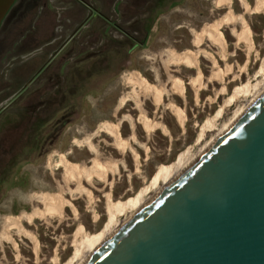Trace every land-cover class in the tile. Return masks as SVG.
<instances>
[{"label":"rangeland","instance_id":"rangeland-1","mask_svg":"<svg viewBox=\"0 0 264 264\" xmlns=\"http://www.w3.org/2000/svg\"><path fill=\"white\" fill-rule=\"evenodd\" d=\"M215 1L165 0L157 6V0H119L116 14L110 0H82L88 22L96 21L101 15L107 20L92 25L74 39L76 51L86 49L87 57L77 56L78 62L82 60L79 63L82 68L75 72V78L69 72L68 80L63 82L69 90L74 87L77 90L66 91L63 86L67 97L59 93L51 95L49 108L67 110L58 113L66 114L63 123L54 127L59 129L58 135L51 137L39 155L24 156L23 152L22 158L26 159L15 173V185L0 191V264H80L78 259L72 258L75 248L81 237H96L103 231L109 218L108 206L133 199L146 187L142 201L151 200L155 191L163 188L162 183L150 187L159 168L175 173L178 157L186 153L191 159L205 145L211 144L219 130L255 95L251 88L246 96L239 94L229 99L235 87L264 83V6L255 10L258 0H230L229 4L220 5ZM61 3L43 16L37 31L27 36L26 47L46 40L61 22L71 23L73 28L83 16L72 2L62 0ZM96 10L101 14L99 17ZM226 11L231 12L233 20L222 21L224 23L218 26L224 37L223 47L205 33L196 45L194 38L202 27L221 21ZM245 27L249 28L250 41L240 36V33L243 35L240 30ZM127 34L135 41L126 40ZM109 45L118 56L107 61L105 48ZM47 48L45 52L52 49ZM185 50L193 51L197 65L169 59L171 52ZM42 59L25 60L21 69L17 64L22 61H17L13 64L14 71L1 74L0 89H4L0 102L30 77ZM134 72L158 88V101L151 93L143 94L137 86L132 87L127 77ZM213 72L216 77L212 76ZM93 74L96 79L88 80L87 88L82 84L87 94L80 96L77 79L84 76L87 79ZM55 79L62 82L60 76ZM175 81L181 83L182 92ZM53 83H47L39 95L43 96V91L51 89ZM31 99L32 96L24 101L25 105L29 104L28 108L32 107ZM69 100L77 109L74 115H68L69 107L64 108ZM47 110L42 109L41 118L47 117ZM106 121L117 125L121 144L113 134L99 127ZM205 121H211L214 126L206 128ZM16 126L28 129L27 124H15L12 120L0 126V171L8 161L3 160L5 154L8 158L20 149V144L10 137ZM49 129H42V136ZM59 155L86 170L96 160L105 168V174L70 178L61 164L55 165ZM42 195L53 197L57 203L63 202L61 212L27 219L25 214L44 208L39 198ZM136 211L133 208L117 214L116 223L123 224ZM9 219L19 221L18 228L8 224Z\"/></svg>","mask_w":264,"mask_h":264},{"label":"water","instance_id":"water-1","mask_svg":"<svg viewBox=\"0 0 264 264\" xmlns=\"http://www.w3.org/2000/svg\"><path fill=\"white\" fill-rule=\"evenodd\" d=\"M81 264H264V91Z\"/></svg>","mask_w":264,"mask_h":264},{"label":"flooded vegetation","instance_id":"flooded-vegetation-1","mask_svg":"<svg viewBox=\"0 0 264 264\" xmlns=\"http://www.w3.org/2000/svg\"><path fill=\"white\" fill-rule=\"evenodd\" d=\"M110 1L113 2V13L117 14L119 10L116 8L119 0ZM61 2L62 0H14L0 23V77L2 73H7V71L11 72L14 69L13 64L15 62L18 63L17 61H22L17 64L20 68L25 60L36 59L38 57L43 58L41 63L30 74V77L0 102V126H5L8 120H13L15 116L22 118L34 109L54 110V108H49L52 106L51 95L58 93L64 95L62 93V84L66 79V75L72 68H77L79 63L81 64L80 61L82 60L80 58L78 62L76 60L77 56L82 57L84 55V57H87L86 49L83 52L82 50L76 51L74 46L75 37L79 33H86L92 25L107 20L105 15L102 16L96 10L97 16L99 17L101 15V17L94 22H88L87 19L89 16H86L88 14L82 9L84 8L82 0H71L70 3L73 2L72 4L78 5L83 13H81L83 16L79 21L74 23L73 28L70 27L71 23L66 25L64 22H61L55 26V29L51 31L50 36L46 40H43L38 45H28L26 47L27 41H24L26 39L28 40L27 36L37 31L39 22L43 20V16L54 11L56 6H61ZM62 10H67V8H62ZM87 10L89 11L88 8ZM62 32L64 36L61 34ZM131 38L135 41V38L132 36ZM49 46L52 49L45 52ZM73 49H75L76 54ZM59 76L62 78V82H56L55 78H59ZM9 78L12 79L13 77L9 76ZM83 78L86 79L85 76ZM50 82L55 83L51 84V89L49 88V90L43 91V96H40V90L42 91L44 86L47 83L50 84ZM3 89H0V93ZM30 96L33 97L31 99L32 107L28 108L29 104L25 105L24 101L25 99H29ZM35 96L36 98H34ZM32 117V124L34 126L38 123V117ZM15 135L14 133L10 135L12 140L15 139L17 144L24 143L22 133L19 136ZM6 159L7 156L5 154L3 160Z\"/></svg>","mask_w":264,"mask_h":264},{"label":"bare ground","instance_id":"bare-ground-1","mask_svg":"<svg viewBox=\"0 0 264 264\" xmlns=\"http://www.w3.org/2000/svg\"><path fill=\"white\" fill-rule=\"evenodd\" d=\"M216 4L220 5V4H229L230 3V0H216L215 1ZM230 6V5H229ZM247 6V4H246ZM261 6H264V3L261 2L260 0L257 1L256 5H255V10H257L258 8H262ZM258 9V10H259ZM231 10V9H230ZM227 13V11H226ZM225 15V14H224ZM223 15V16H224ZM234 15V14H233ZM235 17V16H233ZM222 18V17H221ZM232 18V14L231 12L229 11L221 21L219 22H216L211 25H208V26H205V27H202L203 29L201 30V32L197 33L195 35V38H194V43L196 45L199 44V42H201V35L202 34H207V36H209L212 41H215L217 42L218 45H220V47H223L224 45V37H223V34L218 30V26L221 24V23H224L222 21H228ZM239 19V18H238ZM241 19V18H240ZM233 20V18H232ZM218 21V20H217ZM243 21V19H242ZM229 22V21H228ZM241 22V21H240ZM231 23V22H230ZM244 24V23H243ZM245 25V24H244ZM221 26V25H220ZM244 28V27H242ZM240 31H243V35H241L240 33V36L241 38L245 39L247 41H250V37H249V28L248 27H245V29H241ZM238 36V37H240ZM244 36V37H243ZM242 39V40H243ZM245 41V40H244ZM246 41V42H247ZM249 42H247L248 44ZM251 44V43H250ZM249 44V45H250ZM248 45V47H250ZM224 49V48H223ZM222 49V50H223ZM250 49V48H249ZM224 51V50H223ZM228 52V51H227ZM196 53V52H195ZM198 54V53H197ZM171 61H174L176 63H186V64H189V65H197L196 63V55H194L193 51L191 50H185L181 53H170V58H169ZM264 63V62H263ZM228 66V65H227ZM244 67V66H243ZM264 67V65H263ZM263 69V68H262ZM219 71V70H218ZM259 71V70H258ZM263 70H261L260 72L262 73ZM135 74H129L130 76L127 77V80L128 82L131 83L132 87L133 85L134 86H137L141 91H143V94L146 92V93H151L154 97H155V100L158 101L159 98H160V91L158 90V88H156L154 85L148 83L147 81H145L140 75L136 74V72H134ZM212 76L214 74L215 76V72L211 73ZM219 74V73H218ZM237 74V73H236ZM263 76V75H262ZM261 76V77H262ZM216 77V76H215ZM264 77V76H263ZM125 78V77H124ZM174 78V77H173ZM199 78V77H198ZM263 79V78H262ZM198 81V79H197ZM264 81V80H263ZM175 85L179 88V90L182 92L183 90V87L181 85L180 82L178 81H175L174 82ZM195 83H196V80H195ZM199 83V82H197ZM137 88V89H138ZM177 88V90H178ZM251 88H253L254 90V96L248 100L246 102V104L243 106V108H241V110H237V112L235 113V117L233 120L229 121L222 129L219 130L217 136L214 137V139H212L211 142H214V140L216 138H218L239 116L240 114L251 104V102L253 100H255L263 91H264V83L262 82L260 85L258 86H250L248 84H243L241 87H235V90L233 92V95H231V97L229 98L230 100L237 97L239 94H243L246 96L247 93H249L251 91ZM135 90V89H134ZM252 90V91H253ZM133 91V90H132ZM137 91V90H136ZM139 91V92H141ZM142 93V92H141ZM251 93V92H250ZM127 94V93H126ZM133 95V94H132ZM136 95V94H134ZM242 95V96H243ZM125 96V95H124ZM245 96L243 98H245ZM240 97V96H239ZM126 99V98H125ZM241 99V98H240ZM248 99V98H247ZM235 100V99H234ZM245 100V99H244ZM121 101V99H120ZM228 101V99H227ZM231 103V102H230ZM227 104V103H225ZM179 111V110H178ZM180 112V111H179ZM219 113V112H218ZM179 115V114H178ZM215 117V116H214ZM213 117V119H214ZM145 119V118H144ZM212 120V119H211ZM145 123H147L146 121L147 120H144ZM205 123L207 124L206 125V128H208L207 126L210 127V125L214 126L211 121H205ZM215 123V122H214ZM144 125V124H143ZM148 125V124H147ZM151 126V125H150ZM205 125H203L202 127H204ZM101 129L103 130H107L109 133L113 134V136L115 137L116 141L118 144H121L119 142V135H118V132H117V125H113V123H102L100 126H99ZM146 127V126H145ZM211 128V127H210ZM203 130V129H202ZM205 130V129H204ZM201 132V131H200ZM200 136V135H199ZM88 138V137H87ZM86 138V139H87ZM85 139V140H86ZM84 141V140H83ZM91 141V140H90ZM80 143V141H79ZM85 143V142H84ZM88 144V143H86ZM88 145H91V144H88ZM210 145V144H209ZM209 145H205V147H203V149H201L193 158L191 159H188V156L186 155V153L182 154L180 157H178L177 161H176V165L178 166V169L176 170L175 173L173 174H170L168 172L167 169H164L162 167L159 168L158 172L156 173V175L151 179V183H150V187H156L157 183H162L163 184V187H165L167 184H169L173 179H175L187 166H189L196 158L197 156H200L208 147ZM119 146V145H118ZM120 147V146H119ZM93 148V147H92ZM60 156V155H59ZM59 161L58 162H55L56 164L55 165H59L61 164L64 168V171L66 173V176L68 177H77L81 174H83L84 176L87 175L86 177L90 178V176L92 175V173H96L98 175H103L105 174L104 173V170L105 168H103L100 163L98 162H95L96 160H94L93 162V165H91L92 167H88L89 170H86L87 168H81L80 166L77 165V163H71L69 162L68 160H66L63 156H60V158H58ZM108 168V167H107ZM91 174V175H90ZM65 175V174H64ZM83 176V177H84ZM105 176V175H104ZM78 177V179H79ZM99 177V176H98ZM103 177V176H102ZM101 177V178H102ZM81 178V177H80ZM103 179V178H102ZM79 181V180H78ZM79 183V182H78ZM80 185V184H79ZM78 186V185H77ZM160 190H157L155 191V194H157ZM147 192V187L144 189V190H141L139 192V194L133 198V199H127L125 200V202L123 203H115L114 205L112 204V206H108V221L105 225V227H103V231H101L100 234H98L96 237H90V236H86V237H81L80 239V244H78L79 246L77 248H75V252H74V255H73V259H78L80 264L82 262H84L89 256L91 253H93V251H95L104 241H106L108 238H110V236H112V234H114V232L122 225V224H117L116 223V215L121 213V212H124L125 210H131L133 208H136L137 211L139 209H141L149 200H145L144 202L142 201V196L144 193ZM51 196V195H50ZM58 196V195H56ZM54 196V197H56ZM107 196V195H106ZM40 200L43 201L44 203V208L43 209H35L33 210L32 212L30 213H27L25 214L24 216L27 218V219H31V217L33 216H42V215H46V214H53V213H57L59 214L61 212V206L63 204V202H60V203H57L55 202V200H53V197H49V196H45V195H42L41 197H39ZM57 199V198H56ZM59 199V198H58ZM58 199L56 201H58ZM60 200V199H59ZM61 201H64V200H61ZM66 203V202H65ZM108 204V203H107ZM110 204V203H109ZM108 204V205H109ZM17 217V216H16ZM20 217V216H19ZM12 219V218H11ZM19 218L17 217L15 220H18ZM14 220V219H13ZM11 221L9 219V223L8 224H15L16 226L18 225L19 221ZM7 224V225H8ZM10 224V225H11ZM16 228V227H15ZM18 228V226H17ZM22 228V227H21ZM79 230V229H78ZM80 232V230H79ZM77 234V233H76ZM78 236V235H77ZM82 254V255H81ZM71 258V259H72ZM81 260V261H80ZM72 261V260H71ZM77 261V260H76ZM70 263V262H69Z\"/></svg>","mask_w":264,"mask_h":264},{"label":"trees","instance_id":"trees-1","mask_svg":"<svg viewBox=\"0 0 264 264\" xmlns=\"http://www.w3.org/2000/svg\"><path fill=\"white\" fill-rule=\"evenodd\" d=\"M157 1H158L157 6H158L160 2L165 1V0H157ZM154 7H155V5H154ZM154 7H153V9H154ZM153 9H151L150 11L152 12ZM125 38H126V40L127 39L132 40L131 36H129L128 34L125 35ZM105 56H106L107 61H109L111 58L117 57L118 55L116 53V50L114 48H112L111 45H109L108 47L105 48ZM80 68H81V66L79 64L77 68H73L72 70H70V72L72 73V74H70V76H73V78H75L74 76L77 77V75H75V72L78 71ZM102 72H104V69L102 70ZM94 75L95 74H93L91 76L90 75L87 76V79H82V78L77 79L78 81H80L79 82V84H80L79 89L81 88L80 89V92H81L80 96L83 95V97H84L87 94L86 93L87 89L85 90V87L82 86V84H85V86L86 85L88 86V80L96 79V76H94ZM67 76H68V74L66 75V80H68ZM86 81H87V84H86ZM63 86H65V84H63ZM87 86H86V88H87ZM65 88L67 90H69L68 87L65 86ZM72 90H77V88L74 87V88H72ZM72 90H69V91H72ZM63 91H64V88L62 90V93L64 94V97H67L66 93H64ZM71 95H74V94H71ZM64 97H63V100H64ZM65 107H67V108L69 107V110H68L69 114L68 115H74V111H77L76 108H73V103L70 104V100L68 101V103L64 104V108ZM39 109L40 110L34 109V110L30 111L28 114L24 115L22 118H20V116H18V117L15 116V118L12 120L15 122V124L18 122H20L21 124L24 123L25 126L27 124L28 129H26V128L20 129L17 126L12 128V129H14L12 132H15L14 134H16L15 136H17V135L19 136L22 133L24 143L20 144L19 151L12 152L10 154V156L6 159L8 161L5 164V166L3 167V170L0 171V191L6 190L7 188L15 185V183H16L15 182V173L17 172V169L19 168V166L26 159V158H22L23 152H24V156H27L28 154H30L31 156H33L34 154L39 155L40 151L44 147H46L47 144H49L51 137L56 136L59 133V129H57V128L54 129V127L59 125V123H61V122L63 123V120L65 119L66 114H59L58 115V113L59 112H62V113L65 112L66 113L67 110L62 109V108H60V109L55 108L54 110H50V111L47 110L48 111L47 117L44 118L45 117L44 116L41 118L40 113L43 111H42V108H39ZM32 116H34V118L36 116L38 117V119H37L38 123L34 126L32 124V120H33ZM1 126H4V125H1ZM45 127L48 129L50 128V129L46 133L43 134L44 136H42V133H40V132H42V129H44ZM13 140L16 141L15 139H13ZM7 151H8V148H7Z\"/></svg>","mask_w":264,"mask_h":264},{"label":"crops","instance_id":"crops-1","mask_svg":"<svg viewBox=\"0 0 264 264\" xmlns=\"http://www.w3.org/2000/svg\"><path fill=\"white\" fill-rule=\"evenodd\" d=\"M70 1L71 0H68L67 2H69L70 3ZM73 3V2H72ZM74 6H76L75 4H74ZM78 6V5H77ZM79 7V6H78ZM80 8V7H79ZM83 9V11H85V9L84 8H82ZM80 11H81V8H80Z\"/></svg>","mask_w":264,"mask_h":264}]
</instances>
